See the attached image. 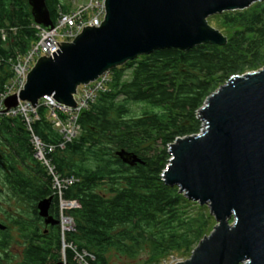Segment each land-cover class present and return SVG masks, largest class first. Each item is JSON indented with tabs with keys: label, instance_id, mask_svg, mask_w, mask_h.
Instances as JSON below:
<instances>
[{
	"label": "trees",
	"instance_id": "obj_1",
	"mask_svg": "<svg viewBox=\"0 0 264 264\" xmlns=\"http://www.w3.org/2000/svg\"><path fill=\"white\" fill-rule=\"evenodd\" d=\"M46 3L53 23L60 9L72 6ZM209 22L228 37L227 45L159 49L114 68L107 89L81 113L80 133L63 148L44 104L31 129L21 115L1 117L0 202L14 199L19 210H4L0 220L6 226L0 230V264L12 261L13 229L25 246L18 264L62 261L64 241L94 255L87 258L90 264H118L116 259L142 254L141 264H161L169 255L190 256L212 232L217 221L209 207L166 185L162 174L171 158L169 145L202 129L198 110L206 99L232 76L264 67V1L211 16ZM38 39L29 0H0V94L13 76V60ZM135 104L145 105L141 115L132 113ZM33 134L57 146L51 155L56 172L77 179L63 192L80 204L67 211L74 229L65 236L61 226L48 233L41 228L39 203L53 198L49 214L59 217L60 198L52 173L36 157ZM122 150L141 162L125 163L118 155ZM65 258L66 264H85L69 247Z\"/></svg>",
	"mask_w": 264,
	"mask_h": 264
},
{
	"label": "water",
	"instance_id": "obj_2",
	"mask_svg": "<svg viewBox=\"0 0 264 264\" xmlns=\"http://www.w3.org/2000/svg\"><path fill=\"white\" fill-rule=\"evenodd\" d=\"M264 0H106L99 27L88 26L61 49L38 59L26 85L5 98V107L20 101L34 106L52 96L76 107L81 85L139 56L159 49L187 51L203 44L225 46L228 37L209 22L211 16L245 10ZM36 24L53 28L46 0H29ZM199 133L178 137L162 177L188 199L207 205L217 224L175 264H264V67L232 76L198 110ZM118 155L130 165L135 154ZM52 198L38 209L46 223ZM6 226L0 222V230Z\"/></svg>",
	"mask_w": 264,
	"mask_h": 264
},
{
	"label": "built area",
	"instance_id": "obj_3",
	"mask_svg": "<svg viewBox=\"0 0 264 264\" xmlns=\"http://www.w3.org/2000/svg\"><path fill=\"white\" fill-rule=\"evenodd\" d=\"M106 0H77L75 5L71 6L68 11L60 9L57 22L53 28H46L43 25L36 24L38 30V41L24 54L18 56L14 65V77L6 90L0 95V115L3 113V102L8 95L18 93L24 88L27 82L30 70L35 66L39 58L43 56H54L53 52L58 53L61 47L57 42L73 41L88 26L99 27L106 16ZM2 38L5 39L6 33L1 32ZM111 78V73L107 72L94 82L88 85H82L78 88L75 95L76 107H70L58 103L52 96H46L40 100L49 109V118L54 127L60 131L63 136L59 147H64L66 143L77 137L81 131L79 118L81 113L88 109L94 103L100 92L107 89ZM37 107L32 106L30 102L21 103L17 109L12 110L14 116L22 114L28 126L31 129L33 121L39 118ZM14 111V112H13ZM11 112V111H10ZM32 142L36 149V157L46 167L49 168L53 175V187L55 193L60 198V220L62 233L74 229V220L67 211L80 206L76 200H66L63 197L64 189L77 181L75 177L63 178L55 170L51 155L57 148L54 144L45 143L38 135L33 134ZM63 234V236H64ZM67 247L71 248L76 255V259L81 263L90 264V259H95L94 255L89 253L81 254L72 244L63 243V252L65 254Z\"/></svg>",
	"mask_w": 264,
	"mask_h": 264
},
{
	"label": "rangeland",
	"instance_id": "obj_4",
	"mask_svg": "<svg viewBox=\"0 0 264 264\" xmlns=\"http://www.w3.org/2000/svg\"><path fill=\"white\" fill-rule=\"evenodd\" d=\"M62 1L64 3H70L71 5H75L74 2L77 1V0H62ZM17 60H18V56L13 60V62H14L13 63V70H14V65L17 62ZM13 77H14V71H13V76L6 83L5 88H4V91L6 90L7 86L9 85V83L12 82ZM11 95H13V94H11ZM11 95H8L7 97H9ZM25 102H29V101H20L19 104H18V106L21 103H25ZM38 105L39 106L41 105L40 104V101H39V104ZM32 106H34V105L32 104ZM37 106H34V107H37ZM4 107H5V101L3 102V108ZM17 107H14V108L9 109V110L7 108L3 109V113L0 115V119L3 116H11V117H14V115L12 113V110L17 109ZM131 108H132V113L133 114H135V115H141L142 112L145 109V105H143V104H135V105H131ZM20 115L24 118V116L22 114H20ZM16 116H18V115H16ZM0 206H1L0 207V220L4 218V215H6V214H4V210L9 211L10 213L11 212L14 213L15 211H18L19 210L18 209L17 202L14 199H10L9 200L8 198H5L2 202H0ZM5 219H6V217H5ZM216 224H217V222H216ZM11 232H12L13 240L11 241V245L9 246L8 254H9V256L12 259V261L10 263L11 264H18V262L22 259V254H23V251L25 249V246L23 244L22 239L19 237V233L17 232V230L13 229ZM64 236H65V234H64ZM62 254H64V252ZM190 256H186V255H182V254L169 255V256L165 257L162 260V263L161 264H175L177 262H181V261H185V260L189 259ZM64 258H65V254H64ZM144 259H146V256L144 254H142L141 256H139L136 259H131V258H126L125 257L123 259H116V261H117L118 264H141V262L144 261Z\"/></svg>",
	"mask_w": 264,
	"mask_h": 264
},
{
	"label": "flooded vegetation",
	"instance_id": "obj_5",
	"mask_svg": "<svg viewBox=\"0 0 264 264\" xmlns=\"http://www.w3.org/2000/svg\"><path fill=\"white\" fill-rule=\"evenodd\" d=\"M54 205V203H53V198H52V201H51V204H50V208L52 207ZM55 206V205H54ZM54 206H53V208H54ZM50 208H49V210H50ZM50 216H52V215H50ZM53 217V219L55 220V221H57L56 223H49V224H47L46 223V219L45 218H43V225H42V229L45 231V233H48L49 231H51V230H54V229H56L57 228V226H61V220H60V216L59 217H55V216H52ZM40 245V244H39ZM64 255V254H63ZM50 258V257H49ZM66 258H64L62 261L61 260H56V259H54V261H52V260H50L49 259V261H46L45 263H43V264H66ZM3 263H4V261H3ZM8 264H11V263H8Z\"/></svg>",
	"mask_w": 264,
	"mask_h": 264
},
{
	"label": "bare ground",
	"instance_id": "obj_6",
	"mask_svg": "<svg viewBox=\"0 0 264 264\" xmlns=\"http://www.w3.org/2000/svg\"><path fill=\"white\" fill-rule=\"evenodd\" d=\"M66 145V144H65ZM66 262V261H65Z\"/></svg>",
	"mask_w": 264,
	"mask_h": 264
}]
</instances>
